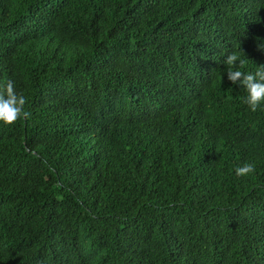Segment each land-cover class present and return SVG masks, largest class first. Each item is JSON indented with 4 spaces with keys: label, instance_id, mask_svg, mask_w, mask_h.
Here are the masks:
<instances>
[{
    "label": "trees",
    "instance_id": "trees-1",
    "mask_svg": "<svg viewBox=\"0 0 264 264\" xmlns=\"http://www.w3.org/2000/svg\"><path fill=\"white\" fill-rule=\"evenodd\" d=\"M260 42L264 0H0L30 113L0 125V264H264V105L224 65Z\"/></svg>",
    "mask_w": 264,
    "mask_h": 264
},
{
    "label": "clouds",
    "instance_id": "clouds-1",
    "mask_svg": "<svg viewBox=\"0 0 264 264\" xmlns=\"http://www.w3.org/2000/svg\"><path fill=\"white\" fill-rule=\"evenodd\" d=\"M258 47L264 52V42H260ZM244 64L245 57L242 59L238 53L227 55L224 61V65L227 66L225 70L228 81L233 85L242 86L247 93L243 103L249 111L255 113L261 105H264V65L258 66L255 71H243L241 69ZM25 104V96L17 95L13 82L8 81L5 92L0 94V125L10 126L21 117L27 119L30 113L24 110ZM254 170L252 164L246 163L236 168L235 174L243 177L253 173Z\"/></svg>",
    "mask_w": 264,
    "mask_h": 264
}]
</instances>
